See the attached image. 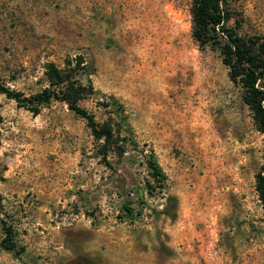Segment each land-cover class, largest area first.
Wrapping results in <instances>:
<instances>
[{"label": "rangeland", "instance_id": "374dc122", "mask_svg": "<svg viewBox=\"0 0 264 264\" xmlns=\"http://www.w3.org/2000/svg\"><path fill=\"white\" fill-rule=\"evenodd\" d=\"M191 7L0 0V83L29 97L51 88L50 65L80 57L93 92L79 105L117 124L108 145L64 102L34 115L0 94V219L24 249L0 247V264H264V134L220 52L193 39ZM229 8V27L264 38V0ZM168 196L174 220L160 214Z\"/></svg>", "mask_w": 264, "mask_h": 264}, {"label": "trees", "instance_id": "16d2710c", "mask_svg": "<svg viewBox=\"0 0 264 264\" xmlns=\"http://www.w3.org/2000/svg\"><path fill=\"white\" fill-rule=\"evenodd\" d=\"M230 1L191 0L192 37L200 47H210L220 52L222 63L228 68L230 81L242 89V101L251 112L255 127L264 134V38L242 37L227 25L230 19ZM74 62L71 66L68 60L67 68L64 69H57L54 65L48 67L46 75L52 89L46 88L26 97L12 92L0 83V94L14 100L34 115L51 100L64 102L72 112L86 121L96 141L102 140L110 145L117 132V124L109 121L97 123L93 115L79 105L81 100L92 94L93 88L90 84L83 85L78 77L79 71H84L87 67L85 62L80 57ZM262 158L263 164L256 175L255 191L264 210V151ZM146 164L153 180L162 185L166 176L152 150L147 155ZM177 207L176 197L168 196L160 214L174 220ZM123 209L127 217L133 218V208L128 202L124 203ZM0 226L4 236L0 247L16 256L24 253V249L13 241L11 227L1 219Z\"/></svg>", "mask_w": 264, "mask_h": 264}]
</instances>
